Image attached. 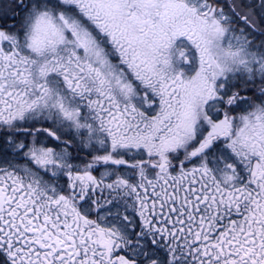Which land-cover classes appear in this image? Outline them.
Segmentation results:
<instances>
[{"label":"snow or ice","instance_id":"snow-or-ice-1","mask_svg":"<svg viewBox=\"0 0 264 264\" xmlns=\"http://www.w3.org/2000/svg\"><path fill=\"white\" fill-rule=\"evenodd\" d=\"M0 264H264V0H0Z\"/></svg>","mask_w":264,"mask_h":264}]
</instances>
